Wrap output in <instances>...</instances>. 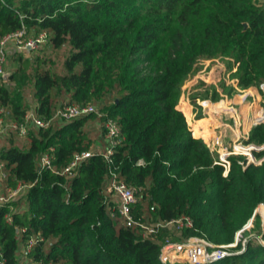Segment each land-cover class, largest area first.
Listing matches in <instances>:
<instances>
[{"label": "trees", "instance_id": "1", "mask_svg": "<svg viewBox=\"0 0 264 264\" xmlns=\"http://www.w3.org/2000/svg\"><path fill=\"white\" fill-rule=\"evenodd\" d=\"M22 25L48 31L51 47L70 46L63 73L37 61L35 112L52 116L65 93L69 102L99 103L102 115L30 128L22 144L15 141L17 133L9 132L8 144L0 148L6 182L32 185L22 199L25 207L12 212L11 222L4 217L8 206L0 207L5 264H17L19 243L38 233L26 264L38 259L163 264L158 240L111 215L104 193L110 170L139 189L137 216L192 218L193 226L174 232V239L199 235L227 244L251 217L259 222L255 208L264 203V160L244 167L241 156L233 155L223 175L177 103L182 77L197 68L199 58L230 57L243 86L264 81V1L0 0V35ZM29 63L25 59L24 67ZM15 96L6 80L0 82V103L10 119L22 118L29 107ZM90 115L100 121L111 117L120 128L111 161L93 151L70 177L50 169L38 173L43 152L59 168L75 151L91 148L93 139L84 127ZM245 141L264 144V125L252 127ZM255 154L264 156V147ZM170 264H264V243L249 238L243 251L213 262Z\"/></svg>", "mask_w": 264, "mask_h": 264}, {"label": "built area", "instance_id": "2", "mask_svg": "<svg viewBox=\"0 0 264 264\" xmlns=\"http://www.w3.org/2000/svg\"><path fill=\"white\" fill-rule=\"evenodd\" d=\"M47 43H49L48 31L32 32L25 25L0 35V77L6 72L5 65L10 47H14V50L19 52H26ZM216 58L218 57L200 59L210 61L215 59L217 62L215 68L218 71L217 79L211 77L213 68L207 65L199 67V64L203 65L200 59L197 61V68L193 71L192 80L201 79L203 91H207L208 94L190 96V93L183 89L177 104L184 113L192 134L205 142L214 156V163L221 165L223 175H227L233 155L241 156L238 162L244 167L250 163L260 164L264 160V156L257 157L255 154V151L262 149L263 144L257 145L245 141L252 127L264 125V81L251 86H243L239 83L236 63L227 56L223 57L226 61L222 59V62ZM227 86L230 88L224 92ZM213 92L215 96L212 95ZM193 104L202 111L199 115L202 121L199 123L196 122V118L192 119ZM90 113H95L97 116L102 115L97 105L92 102H68L55 110L50 117L40 116L32 109L26 111L20 119H10L6 117V106L0 103V133L5 134L13 131L19 136H25L30 126L47 128L53 124L54 119L66 122ZM103 127L105 129L104 138L106 139V146H103V149L75 151L69 162L59 168L53 164L51 155L48 152H43L39 158L38 173L50 169L55 173L70 177L75 174L78 166L90 157L93 151H97L107 161H111L110 155L120 141V128L111 117H106L103 120ZM4 166V161L0 160V207L8 206L9 210L5 212L4 217L11 222L12 212L20 211L25 207L22 199H24L32 183L18 180L14 185L8 184ZM104 193L105 203L111 215L120 218L121 222L127 226L136 227L143 237L154 238L162 229L178 234L184 228L193 226V220L187 214L157 219H144L137 216V205L140 202L139 189L119 177L113 170H110ZM14 202L17 203L13 204ZM261 205L264 206L263 203ZM151 209L154 207L151 206ZM38 236H40L39 233L30 235L25 242L19 243L17 264L29 263L27 252L34 247ZM230 243L215 244L199 235H189L182 240L166 239L161 244L159 258L163 264L182 260L190 263L213 262L231 254L225 247L224 249L218 248L220 245L226 246ZM30 263L60 264L42 259ZM0 264H5V259L1 253Z\"/></svg>", "mask_w": 264, "mask_h": 264}, {"label": "rangeland", "instance_id": "3", "mask_svg": "<svg viewBox=\"0 0 264 264\" xmlns=\"http://www.w3.org/2000/svg\"><path fill=\"white\" fill-rule=\"evenodd\" d=\"M259 1H264V0H259ZM32 32L34 31L32 30ZM69 50H70V46L68 44H64L61 47L54 48V47H51L49 43L42 44V46L36 49H32L31 51H26V52H19V51L14 50V47H10L8 55H7L6 65H5V70H6L5 73H7V75L6 77L2 76L0 78L1 79L0 82H3V80H6V83L11 88H13L14 94L18 96V97L15 96L17 98V100L16 99L15 100L16 101L21 100V101L28 103L29 107L27 111L32 110V109L34 110V107L36 105V98L33 94L34 72L37 67V61H41V64L43 67L49 68L52 71L57 72V73H63L65 72L64 61L69 54ZM219 56H222V57H219ZM219 56H215V57H218L216 59H219V61L221 62H222V59L223 61H226V59L223 58L224 57L223 55H219ZM27 58L30 59V63L27 67H24L23 61ZM200 62L203 63L202 66L207 65L208 67L213 68V73L211 77L214 79L218 78V71L215 68V65L217 64V62H215V59H213L212 61L200 59ZM11 75H13V78H11ZM193 77H194V74L192 70H189L182 77L179 97L183 89H185V92H189L190 96L201 95L204 89L203 81L199 78L198 79L196 78V81H193L192 80ZM229 88H230L229 86L225 87L224 92L229 90ZM69 101L70 99L68 95L65 93L62 94L60 96L59 103L55 110H57L60 106L64 105L65 103H68ZM98 102L100 101L98 100ZM92 103L96 104L95 102H92ZM96 105L100 107L99 103H97ZM193 105L194 106L192 108L193 110L192 119L196 118L197 120L196 122L199 123V121H202V119L199 118V115L202 113V111L200 108H197L195 104ZM8 116L10 115L8 114L7 118ZM62 123H65V121L54 119L53 126L61 125ZM84 127L90 131V135L93 139L90 150H96V149H101V148L103 149V145H105V142L103 140V136L105 133L104 131L105 129L103 127V121H100L96 115H90L87 118L84 124ZM30 128H35V127L30 126L29 129ZM15 137H16L15 141H18L20 144L25 142L24 136L16 135ZM9 138H10L9 132H6L5 134L0 133V148L8 144ZM263 147H264V144H263ZM261 204L262 203H260L255 208V212L257 213L259 217V222L255 223V220L251 217L239 230L235 232L234 240L230 243V245H226V246L220 245L218 246V248L224 249L225 247V249L231 253H238L244 250L247 244V240L249 238H255L259 242L264 243V236H263L264 235V211L263 209L260 208ZM143 206L139 208V211L142 209ZM175 235L176 234L174 233V231L162 230L154 238L158 240L161 244H163L166 241V239L176 240L173 238ZM174 262L184 263L186 261L182 260V261H174Z\"/></svg>", "mask_w": 264, "mask_h": 264}, {"label": "crops", "instance_id": "4", "mask_svg": "<svg viewBox=\"0 0 264 264\" xmlns=\"http://www.w3.org/2000/svg\"><path fill=\"white\" fill-rule=\"evenodd\" d=\"M205 60H208V59H205ZM200 66L199 67H202V64H199ZM200 122V121H199ZM103 140H104V142H105V145H103V146H106V139L104 138V136H103Z\"/></svg>", "mask_w": 264, "mask_h": 264}, {"label": "water", "instance_id": "5", "mask_svg": "<svg viewBox=\"0 0 264 264\" xmlns=\"http://www.w3.org/2000/svg\"><path fill=\"white\" fill-rule=\"evenodd\" d=\"M6 75H7V73H4V74H3V77H6Z\"/></svg>", "mask_w": 264, "mask_h": 264}, {"label": "bare ground", "instance_id": "6", "mask_svg": "<svg viewBox=\"0 0 264 264\" xmlns=\"http://www.w3.org/2000/svg\"><path fill=\"white\" fill-rule=\"evenodd\" d=\"M264 211V210H263Z\"/></svg>", "mask_w": 264, "mask_h": 264}]
</instances>
